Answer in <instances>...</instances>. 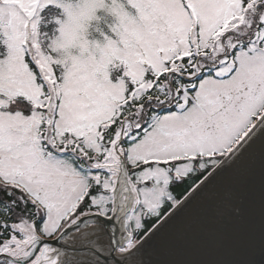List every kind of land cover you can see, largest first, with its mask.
Returning <instances> with one entry per match:
<instances>
[{"label":"snow or ice","instance_id":"1","mask_svg":"<svg viewBox=\"0 0 264 264\" xmlns=\"http://www.w3.org/2000/svg\"><path fill=\"white\" fill-rule=\"evenodd\" d=\"M104 254L264 264V0H0V264Z\"/></svg>","mask_w":264,"mask_h":264},{"label":"water","instance_id":"2","mask_svg":"<svg viewBox=\"0 0 264 264\" xmlns=\"http://www.w3.org/2000/svg\"><path fill=\"white\" fill-rule=\"evenodd\" d=\"M119 226L117 225V228ZM59 246V245H57ZM160 241H154L149 247L148 249H146L145 253L143 254L142 257H140L139 259H143L144 261H149V260H156L159 258L158 256V252L160 250ZM118 258V255H117ZM113 259V257H109L107 256V254H104L100 257V261L101 264H105L106 261H111ZM257 259H259V257H257Z\"/></svg>","mask_w":264,"mask_h":264}]
</instances>
